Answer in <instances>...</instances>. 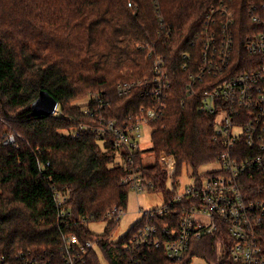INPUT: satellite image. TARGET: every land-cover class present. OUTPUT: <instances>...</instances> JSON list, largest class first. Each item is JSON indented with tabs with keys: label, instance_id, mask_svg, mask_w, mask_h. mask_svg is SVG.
I'll use <instances>...</instances> for the list:
<instances>
[{
	"label": "trees",
	"instance_id": "1",
	"mask_svg": "<svg viewBox=\"0 0 264 264\" xmlns=\"http://www.w3.org/2000/svg\"><path fill=\"white\" fill-rule=\"evenodd\" d=\"M262 3L0 0V255L14 260L22 253L59 262L62 234L94 239L98 235L89 230L88 222L103 220L107 226L96 247L88 251L86 264H101L99 251L107 264H127L121 244L144 219L135 221L119 240L111 239L118 224L107 218V212L115 205L125 208L130 188L124 176L139 167L142 176L154 183L153 190L170 199L173 193L166 187L158 157L172 154L176 172L189 166L196 174L221 151L213 140L214 114L199 110L198 94L213 77L205 75L196 82L195 93L186 94L188 76L201 60L207 14L214 10L212 17L222 20L223 8L232 12L233 54L244 57V43L256 27L250 12ZM150 49L154 54L148 56ZM156 56L163 59L170 87L161 98L163 108L149 122L151 146L134 156L132 166L122 163L110 143L102 147L92 131L78 137L64 133L79 123L97 125L99 116L119 126L131 125L140 116L139 106H151L153 101L139 96L137 85L121 97L117 84L150 78ZM232 63L230 67L240 69ZM221 78L218 75L215 81ZM43 89L58 101L53 114H35L30 108ZM76 98L90 103L72 104ZM85 106L89 112H84ZM9 135L14 141L4 142ZM147 150L155 161L143 162L141 155ZM254 176L245 179L244 188L251 198L264 199V178ZM56 191L68 196L63 217ZM182 203L177 201L170 218H160V223L171 227L173 222L176 227ZM257 235L264 253V215ZM219 236L216 231L193 239L188 254L216 261ZM142 262L172 264L163 248L148 252Z\"/></svg>",
	"mask_w": 264,
	"mask_h": 264
},
{
	"label": "built area",
	"instance_id": "2",
	"mask_svg": "<svg viewBox=\"0 0 264 264\" xmlns=\"http://www.w3.org/2000/svg\"><path fill=\"white\" fill-rule=\"evenodd\" d=\"M257 11L254 6L253 13L250 12L256 27L250 30L253 35L244 43V57L233 54L232 12L223 8L222 20L212 17L214 10L207 14L202 28L201 60L197 70L188 76L186 94H194L196 82H201L205 75L213 77L198 95L199 110L215 116L213 140L220 145L221 151L210 164L217 166L196 174L190 171L193 183L178 192L175 183L178 184L179 178L173 179L174 156L158 157L159 166L166 174V187L173 194L164 200L161 208L143 211L139 218L144 219L143 224L135 227L122 242L127 264H143L146 254L158 248H163L172 264H182L186 258V264H264L257 235L264 215V199L251 198L244 188L246 178L254 179V175L264 178V0ZM152 54L154 51L150 49L148 56ZM187 56L188 53L183 54ZM232 60L240 69L230 67ZM218 75L222 78L215 81ZM134 85L141 87L139 96H148L153 104L147 107L141 104L140 116L137 115L131 125L119 126L115 120L99 116L97 125L79 123L64 133L78 137L82 132L92 131L102 147L110 143L122 163L132 166L134 156L143 150L140 147L143 127H150L149 122L157 117L159 109L163 108L161 98L170 87L163 59L154 58L150 78L118 83L117 94L127 96ZM82 103H90V100ZM84 112H89L88 107H84ZM13 141V136L9 135L4 142ZM138 169L128 172L123 181L136 193L154 188V183L144 178ZM67 199L66 194L56 191L55 201L62 217L66 214ZM177 201H184L177 226L173 227V222L171 227L166 222L161 224L160 218H170L171 208ZM123 213L124 209L115 205L107 212V218L118 224ZM216 231L221 232L216 247L217 262L208 263L198 254H188L193 239ZM97 235L94 239L82 240L75 233L62 234L59 262L18 253L14 260L0 255V264H86L88 251L97 245L100 234Z\"/></svg>",
	"mask_w": 264,
	"mask_h": 264
},
{
	"label": "rangeland",
	"instance_id": "3",
	"mask_svg": "<svg viewBox=\"0 0 264 264\" xmlns=\"http://www.w3.org/2000/svg\"><path fill=\"white\" fill-rule=\"evenodd\" d=\"M86 100L87 99H84V98H76L72 100L71 102L72 104L78 103V102L82 103L83 101H86ZM8 127L9 126H5L4 131H9ZM141 134H142V139L140 140V147H142L143 149L150 148L151 146L150 127L144 126ZM141 157L143 159V162L145 163L155 161L154 159H156V157L154 156V153L148 150L146 152H143ZM156 160L158 162V158ZM216 166H217L216 163L207 164V165L201 166L198 171L201 172L203 170L212 169ZM190 171H193V169L189 166L187 168L184 166L181 172L180 171L176 172V169H175L173 179L176 180V177L179 178L178 184L175 183L176 191L182 192L187 186L193 183L194 179H193V176L189 175ZM168 186L170 187V184H168ZM163 204H164L163 195L158 190H153V188L149 190L148 188V189H144L143 191L139 193H136L134 190L130 189L127 203L124 208V213L121 216L119 223L117 225V228L114 230L111 236V239L116 241L120 239L123 235H125L128 229L130 228V226L142 216L143 211L154 209V208H161ZM105 225H106V222L103 220L102 221H90L88 223V228L92 233L101 234L104 231ZM220 237L221 236L217 238L215 247H217V242L220 239ZM205 253L207 254V250H205ZM98 254L100 256L101 264H107L102 253L99 251ZM208 255L210 256V254ZM216 257H217L216 261L213 260V261H207V262L214 263L218 261L219 254H218L217 249H216ZM182 264H186V263H182Z\"/></svg>",
	"mask_w": 264,
	"mask_h": 264
},
{
	"label": "water",
	"instance_id": "4",
	"mask_svg": "<svg viewBox=\"0 0 264 264\" xmlns=\"http://www.w3.org/2000/svg\"><path fill=\"white\" fill-rule=\"evenodd\" d=\"M58 101L46 90H40L39 95L31 103L35 114H53L57 110Z\"/></svg>",
	"mask_w": 264,
	"mask_h": 264
}]
</instances>
